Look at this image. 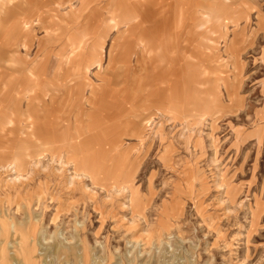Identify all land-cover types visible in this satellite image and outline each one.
<instances>
[{
  "label": "rangeland",
  "instance_id": "obj_1",
  "mask_svg": "<svg viewBox=\"0 0 264 264\" xmlns=\"http://www.w3.org/2000/svg\"><path fill=\"white\" fill-rule=\"evenodd\" d=\"M0 168L6 264H264V0H0Z\"/></svg>",
  "mask_w": 264,
  "mask_h": 264
},
{
  "label": "bare ground",
  "instance_id": "obj_2",
  "mask_svg": "<svg viewBox=\"0 0 264 264\" xmlns=\"http://www.w3.org/2000/svg\"><path fill=\"white\" fill-rule=\"evenodd\" d=\"M9 124L10 125H12V123L11 122H9ZM43 148V147H42ZM45 149V148H44ZM44 151H46V149L44 150ZM27 152V151H26ZM68 152V151H67ZM53 157V156H52ZM62 159V158H61ZM39 160H40V157H39ZM38 160V161H39ZM37 161V162H38ZM39 163V162H38ZM14 165V166H13ZM13 165H12V168L13 169H15V172L18 174V176H23V175H20V173H21V170L23 169V165H22V163H21V158H20V155L18 154H15L14 153V159H13ZM8 166V165H7ZM7 166H6V168H7ZM10 166V165H9ZM33 166V165H32ZM2 167V166H1ZM4 167V166H3ZM6 168H5V170H6ZM11 168V167H10ZM1 169V168H0ZM3 170H4V168H3ZM8 170V169H7ZM80 175V174H79ZM77 176V175H76ZM81 177V176H80ZM74 178V177H73ZM76 179V178H75ZM85 179V178H84ZM79 180V179H78ZM83 180V179H82ZM86 180V179H85ZM93 184V183H92ZM71 185V184H70ZM115 187V186H114ZM98 188V187H97ZM96 188V189H97ZM88 189V188H87ZM100 190V189H99ZM124 190V189H123ZM122 190V191H123ZM104 191V190H103ZM117 191V190H116ZM121 190H119L118 192H120ZM121 191V192H122ZM126 191V190H125ZM128 191V190H127ZM126 191V192H127ZM113 192V191H112ZM110 193V192H109ZM130 193V192H129ZM20 203V202H19ZM8 216V215H7ZM6 216V217H7ZM19 226V225H18ZM5 228H6V223L4 222V221H0V264H6L4 261H3V257H4V251H5V249H4V247H3V245H4V242H3V240H2V237H4L5 235H6V233H5ZM35 232V231H34ZM31 233V232H30ZM62 241H65V243L66 244H69L70 245V243H69V240H67L66 238H64ZM18 242V241H17ZM83 242V241H82ZM55 243V242H54ZM23 244V243H22ZM56 245V244H55ZM79 247V246H78ZM22 248V247H21ZM80 248V247H79ZM23 254H24V252H23ZM35 253L33 252V251H29L28 253L26 252L25 254H24V262H25V264H35V262H33V255H34ZM79 254V253H78ZM36 255V254H35ZM16 263V262H15Z\"/></svg>",
  "mask_w": 264,
  "mask_h": 264
},
{
  "label": "crops",
  "instance_id": "obj_3",
  "mask_svg": "<svg viewBox=\"0 0 264 264\" xmlns=\"http://www.w3.org/2000/svg\"><path fill=\"white\" fill-rule=\"evenodd\" d=\"M207 14V13H206ZM29 74H33V72H30Z\"/></svg>",
  "mask_w": 264,
  "mask_h": 264
}]
</instances>
